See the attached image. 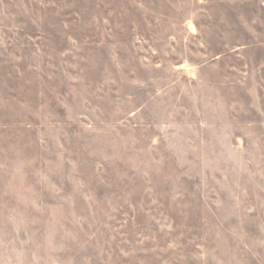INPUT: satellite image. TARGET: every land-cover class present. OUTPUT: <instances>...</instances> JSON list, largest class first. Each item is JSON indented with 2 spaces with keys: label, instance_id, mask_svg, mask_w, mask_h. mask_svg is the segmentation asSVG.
Segmentation results:
<instances>
[{
  "label": "rangeland",
  "instance_id": "obj_1",
  "mask_svg": "<svg viewBox=\"0 0 264 264\" xmlns=\"http://www.w3.org/2000/svg\"><path fill=\"white\" fill-rule=\"evenodd\" d=\"M0 264H264V0H0Z\"/></svg>",
  "mask_w": 264,
  "mask_h": 264
}]
</instances>
